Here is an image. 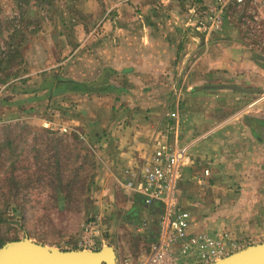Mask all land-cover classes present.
I'll return each mask as SVG.
<instances>
[{
	"label": "rangeland",
	"instance_id": "obj_1",
	"mask_svg": "<svg viewBox=\"0 0 264 264\" xmlns=\"http://www.w3.org/2000/svg\"><path fill=\"white\" fill-rule=\"evenodd\" d=\"M146 1L148 15L172 20L171 24L156 23V30L153 22L146 25V31L156 36L153 45L177 44L187 52L190 37L199 39L197 49L188 54L176 75L178 98L155 104L168 111L164 118L172 122L179 114L186 131L202 129L199 122L205 116L211 117L212 128L263 127L264 4L252 0L242 4L232 0ZM107 2L0 0V246L26 237L64 250L83 249L78 244L81 224L96 215L103 217L106 228L104 244L97 249L110 246L115 264H139L148 248V237L133 230L140 217L129 222L122 192L115 198L111 191L108 197L104 183H99L103 173H96L101 160L96 139L103 135L96 117L106 120L109 113L130 108L124 99L114 101V95H126V72L113 65L114 59L126 62V51L110 53L115 48L126 50V22L104 20L117 14ZM220 8L219 28H209L213 12ZM121 13L126 15V10ZM222 62L228 67H221V72L216 68ZM47 75L107 85L108 89L54 93L39 86ZM215 84L245 91L207 87ZM200 90L208 97L193 98ZM106 93L108 97L98 99ZM45 122L52 127L44 126ZM234 145L225 147L214 160L212 190L246 192L242 215L252 220L244 225L249 232L243 237L205 233L220 238L224 252L219 258L264 241V143ZM236 177L247 179L237 182ZM198 187L199 192L205 189ZM191 188H182V208L188 215L192 208L188 200L198 194ZM200 196L205 200L208 194ZM189 220L188 216V225ZM188 225L187 232L195 233L189 232Z\"/></svg>",
	"mask_w": 264,
	"mask_h": 264
},
{
	"label": "crops",
	"instance_id": "obj_2",
	"mask_svg": "<svg viewBox=\"0 0 264 264\" xmlns=\"http://www.w3.org/2000/svg\"><path fill=\"white\" fill-rule=\"evenodd\" d=\"M146 2V0H108L107 2L109 7L116 10L117 14L108 16L104 20L109 23L126 22V50L115 48L112 52L110 50V53L123 54L126 51V62L114 59L113 63L118 71L126 72V95H114V101L122 103L126 100V104L130 108L109 113L106 120L96 117L97 124L103 132V135L96 139L100 148L99 155L101 153L96 173H103L102 176L100 175L99 183L101 181L104 183L108 197L112 196L111 191L115 198L118 193L122 192L124 196L121 198H124L126 202L122 203L124 204L122 207L126 209V217L130 215L129 222H134V220L137 222V218L140 217L138 223L133 225V230L136 233H144L150 241L155 238L157 230L158 205L144 206L140 197L120 184L119 181L130 177L128 174H123L125 168L137 165L143 156L149 155L155 148L154 140L169 122L164 118V113L167 110L161 111V108L158 109L155 104L175 101L178 98V94L174 92L176 75L182 70L188 54H192L197 49L199 39L190 37L192 40L190 39L187 52L178 49L177 44L175 46L171 43L170 45H153L156 36L150 35L148 32L150 30L146 31V25L153 22L152 27L156 30L158 29L156 23L162 21L164 24H171L172 20L165 15L160 17L156 14L148 15L144 11ZM136 8L140 9V12L135 10ZM123 9L126 10V15L121 13ZM165 9L167 10V7ZM224 55L226 57L227 53ZM243 66L247 67L248 65L243 64ZM221 67H228V64L222 62L216 69L222 72ZM192 95L193 98L208 97L202 90L198 94ZM108 96V93L102 94L98 99ZM116 96L119 99H116ZM208 101L211 103L210 100ZM132 104H138V106ZM145 105L150 106V110L145 109ZM205 117L199 122L202 124L200 126L202 129L194 130L193 127L187 131L182 125V117L179 118V114L176 117L178 123L177 143L187 146L192 161L190 165L182 169L179 183L180 205L183 207L182 188L185 185L200 189L190 180V176L202 173L203 169H207L208 175L204 178V185L201 186L202 189L205 188L204 191L199 192L197 189L198 194L195 192V195H192L188 200L192 206L191 212H189V232H224L233 237H243L249 232V229H246L244 225L252 220L251 217L243 219L244 215H242V198L246 192L231 193V190L228 192L221 190L220 193H214L212 189L215 179L211 173V167L215 164L216 156L217 159L222 156L221 151H226L225 147L228 145L235 144L234 147L241 148V144L258 146L260 143H264V122H262L263 127L261 128H257L255 125L244 128L238 126H214L212 128L209 126L211 117ZM197 130L202 133L196 132ZM217 147L223 149L218 151ZM235 179L237 182H243L247 177L240 179L236 177ZM218 181L221 180L218 179ZM204 192L205 195L208 194L205 200L200 196ZM201 200H204V204L200 203ZM108 206L111 209L112 205L108 204ZM196 206L202 207L196 210L194 209ZM150 220L152 223H149ZM142 222H144L143 226Z\"/></svg>",
	"mask_w": 264,
	"mask_h": 264
},
{
	"label": "built area",
	"instance_id": "obj_3",
	"mask_svg": "<svg viewBox=\"0 0 264 264\" xmlns=\"http://www.w3.org/2000/svg\"><path fill=\"white\" fill-rule=\"evenodd\" d=\"M232 1L242 4L246 0ZM252 1L264 4V0ZM221 10L213 12L209 28H219ZM44 126L51 128L52 123L45 122ZM177 127L176 119L167 122L154 140L152 152L143 156L137 165L123 170V174L130 177L123 179L122 184L138 195L144 206L156 204L159 207L155 238L149 241L139 264H209L224 252L219 237L187 232L189 215L180 205L179 183L182 169L192 161L187 146L177 143ZM59 129L66 130L65 127ZM207 175L208 170L203 169L202 173L190 176V180L196 186H203ZM104 222L102 216L94 215L81 224L78 244L83 250H97L104 244Z\"/></svg>",
	"mask_w": 264,
	"mask_h": 264
},
{
	"label": "water",
	"instance_id": "obj_4",
	"mask_svg": "<svg viewBox=\"0 0 264 264\" xmlns=\"http://www.w3.org/2000/svg\"><path fill=\"white\" fill-rule=\"evenodd\" d=\"M207 87L245 91L226 84ZM0 264H115V254L110 246H102L97 250H64L24 237L0 246ZM209 264H264V241L246 246Z\"/></svg>",
	"mask_w": 264,
	"mask_h": 264
},
{
	"label": "trees",
	"instance_id": "obj_5",
	"mask_svg": "<svg viewBox=\"0 0 264 264\" xmlns=\"http://www.w3.org/2000/svg\"><path fill=\"white\" fill-rule=\"evenodd\" d=\"M42 90L50 89L54 93H97L106 92L107 85L97 86L90 82L77 81L71 78L55 77L52 75L45 76L39 84Z\"/></svg>",
	"mask_w": 264,
	"mask_h": 264
}]
</instances>
